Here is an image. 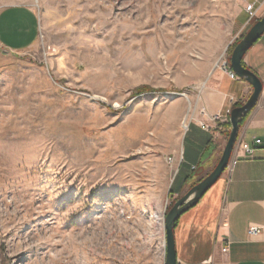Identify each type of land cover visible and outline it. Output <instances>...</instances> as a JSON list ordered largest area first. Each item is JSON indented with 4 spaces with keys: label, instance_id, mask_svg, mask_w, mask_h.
Here are the masks:
<instances>
[{
    "label": "rangeland",
    "instance_id": "obj_1",
    "mask_svg": "<svg viewBox=\"0 0 264 264\" xmlns=\"http://www.w3.org/2000/svg\"><path fill=\"white\" fill-rule=\"evenodd\" d=\"M15 4L39 28L0 49V264H164L165 214L212 168L180 180L172 155L248 4Z\"/></svg>",
    "mask_w": 264,
    "mask_h": 264
},
{
    "label": "crops",
    "instance_id": "obj_2",
    "mask_svg": "<svg viewBox=\"0 0 264 264\" xmlns=\"http://www.w3.org/2000/svg\"><path fill=\"white\" fill-rule=\"evenodd\" d=\"M245 1L260 6L259 18L264 15V0ZM256 20L249 21L246 11L238 15L226 47ZM37 21V14L29 5L0 8V49L23 51L33 46L38 36ZM242 62L263 84L256 105L245 115L236 141L252 144L255 138H264V33L246 51ZM210 66L190 110L193 117L183 130L186 142L172 155L177 160L176 177L180 180L194 166L213 168L229 132L228 116L212 122L199 112L200 108L204 107L210 114L226 112L234 103L244 102L252 92L245 80L228 78L218 63ZM201 122L210 129L202 128ZM243 153L235 147L231 155L237 162L223 172L196 205L176 220L173 234L177 264H264V232L251 236L247 231L250 226L264 225V149L256 146L250 155ZM224 244L228 245L226 252L222 251Z\"/></svg>",
    "mask_w": 264,
    "mask_h": 264
},
{
    "label": "water",
    "instance_id": "obj_3",
    "mask_svg": "<svg viewBox=\"0 0 264 264\" xmlns=\"http://www.w3.org/2000/svg\"><path fill=\"white\" fill-rule=\"evenodd\" d=\"M264 33V15L258 18L253 24H251L246 31V33L239 38L236 44L230 51L229 65L232 71L235 73L237 78L245 80L252 87V92L248 98L242 102L241 105L235 106L231 109L229 117L230 128L229 133L224 142V147L219 158L211 168V171L204 176L200 181L194 184L187 192L178 198L172 207L167 210L164 217V264H177L176 259V248L175 238H174V228L176 220L181 217V215L189 210L191 207L196 205L201 199L203 194H205L215 183L216 180L220 178L223 172L226 170L233 153V150L238 140L239 128L241 120L247 115L252 108L256 105L260 94L263 89L262 80L258 75L250 68L243 65V58L253 44L260 38Z\"/></svg>",
    "mask_w": 264,
    "mask_h": 264
},
{
    "label": "built area",
    "instance_id": "obj_4",
    "mask_svg": "<svg viewBox=\"0 0 264 264\" xmlns=\"http://www.w3.org/2000/svg\"><path fill=\"white\" fill-rule=\"evenodd\" d=\"M259 9H260V6H255L254 3H248L247 7H246V14H248V20H256L259 18ZM1 51H7L6 49H1ZM220 66V68L222 69V71L225 73V75L228 76V78H231V79H235L237 76L235 75V73L232 71V69L230 68V65H229V61L228 59H225L221 65H218ZM230 111L231 109H228L226 112H222V111H218V112H215L210 114V113H207L206 112V109L204 107H201L199 112L202 114V115H206V118H208V120L212 121V122H219L221 120H223L226 116H228L230 114ZM189 117H185L184 118V124L186 125V128L190 122V120L192 119L193 117V111L190 112L189 110V114H188ZM187 122V123H185ZM201 127L204 128L205 130H208L210 129V127L205 124L204 122H201L200 123ZM256 146H259L261 148L264 149V138L261 139V138H255L254 139V142L252 144L248 143V142H237L235 147H239L241 149V151H243L244 155H250V153L253 152V150L255 149ZM168 160H172V158L170 157H167ZM237 162V159L235 157H231L226 170H230L231 169V166H233L235 163ZM248 234L251 235V236H254V235H258V234H261L262 232H264V225H260V226H250L248 228ZM228 250V245L227 244H224V246L222 247V251L223 252H226Z\"/></svg>",
    "mask_w": 264,
    "mask_h": 264
},
{
    "label": "trees",
    "instance_id": "obj_5",
    "mask_svg": "<svg viewBox=\"0 0 264 264\" xmlns=\"http://www.w3.org/2000/svg\"><path fill=\"white\" fill-rule=\"evenodd\" d=\"M236 42H237V41H236ZM236 42L234 43V45L236 44ZM234 45H233V46H234ZM232 48H233V47H232ZM228 61H229V58H228ZM146 89H147L146 86H143V87H140V88H139V90H141V91H142V90L145 91ZM241 104H242L241 102H240V103H239V102H236V103H234L233 107H235V106H239V105H241ZM244 118H245V117H244ZM244 118H243V119L241 120V122H240V127H241V124L243 123ZM228 133H229V132H227V135H228Z\"/></svg>",
    "mask_w": 264,
    "mask_h": 264
},
{
    "label": "bare ground",
    "instance_id": "obj_6",
    "mask_svg": "<svg viewBox=\"0 0 264 264\" xmlns=\"http://www.w3.org/2000/svg\"><path fill=\"white\" fill-rule=\"evenodd\" d=\"M183 127L185 128V127H186V125L184 124V125H183Z\"/></svg>",
    "mask_w": 264,
    "mask_h": 264
}]
</instances>
